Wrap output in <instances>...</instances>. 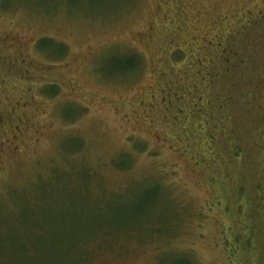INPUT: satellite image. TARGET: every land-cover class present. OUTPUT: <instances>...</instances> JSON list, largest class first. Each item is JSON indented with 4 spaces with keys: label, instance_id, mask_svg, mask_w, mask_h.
Wrapping results in <instances>:
<instances>
[{
    "label": "rangeland",
    "instance_id": "rangeland-1",
    "mask_svg": "<svg viewBox=\"0 0 264 264\" xmlns=\"http://www.w3.org/2000/svg\"><path fill=\"white\" fill-rule=\"evenodd\" d=\"M101 230L93 264H264V0H0V261Z\"/></svg>",
    "mask_w": 264,
    "mask_h": 264
},
{
    "label": "trees",
    "instance_id": "trees-1",
    "mask_svg": "<svg viewBox=\"0 0 264 264\" xmlns=\"http://www.w3.org/2000/svg\"><path fill=\"white\" fill-rule=\"evenodd\" d=\"M210 43H211V41H210ZM217 45H221V42L217 43ZM203 58H205L206 61H208L209 64L206 65L204 63V61L202 60V58H199L196 68L194 67L195 77L193 78V76L190 75V78H189L190 79V84H189L190 87L188 88V90H190V93L194 92V97H196L197 101H203L204 100L203 97L201 96V92H204L206 90V88L208 86V83L213 79L212 74H211V72L209 70V66L214 64V62L212 61V58L209 59V58H207L204 55H203ZM188 68H190V67L188 66ZM203 69H206V70L203 71ZM207 123H208V120L206 121V124ZM210 138H211V140H213V139H215V136L211 135ZM218 147H219V145H218ZM202 156L204 157V155H202ZM127 165H128V163H127ZM76 172H78L77 169L75 171L70 170V171L65 172L67 174L66 178H70V175L75 174ZM56 180L58 182H59V180L61 182H63V186H65V190H70L73 187L72 183H70V179H67V182H64L63 176H57ZM157 183L158 184L154 186V188L151 190V192H154L155 189H159L160 190L161 187H163V190H164L163 184L161 182H157ZM148 192H149V190H148ZM168 197L170 198V200H171V202L173 204V210L179 211L180 216L178 218L176 216V220L181 219L182 218V215H181L182 211L180 212V209L182 210V206L180 207L179 203L174 202L172 200V197L169 196V194H168ZM211 205H213V204H211ZM175 215H176V213H175ZM172 224H174V223L173 222L170 223L169 224V226H170L169 228L160 230V234L166 235L171 230H174V229H171ZM131 231L133 232L134 230H131ZM132 232H130V233H132ZM119 233H121V232L119 231ZM221 233H222V237H223V240H224V243H223V246H222L223 247V251L227 255L228 262L232 263L234 261V259H235L237 248L226 237V234H225L224 230H221ZM151 234H152L151 236H153V233H151ZM111 235L114 237L113 242H109V239H110ZM124 237H125L124 234H122V235L118 234L117 231H115L114 234H112L109 231L101 230V231L97 232L96 236L91 237V239H89L88 241H86L84 239L81 242V245L86 247V249L89 251L90 256L86 257L82 261L81 264H93V261L95 259L94 255L96 253L95 250L97 248H103L104 251H113L114 249H111V246L115 245V246H118V250L119 251H121V250L123 251V246L118 245L117 243H118L119 240L123 239ZM86 249L83 248V251H84V253L88 254V251ZM93 252H95V253L93 254ZM185 259L186 260H189V259L192 260V258H190V257H189V259H187L185 257ZM189 262H190V264H196L194 261H193L194 263L191 262V261H189ZM0 264H4V263L0 261Z\"/></svg>",
    "mask_w": 264,
    "mask_h": 264
}]
</instances>
